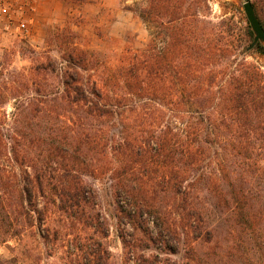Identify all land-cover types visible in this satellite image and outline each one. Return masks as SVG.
<instances>
[{"label": "trees", "instance_id": "trees-1", "mask_svg": "<svg viewBox=\"0 0 264 264\" xmlns=\"http://www.w3.org/2000/svg\"><path fill=\"white\" fill-rule=\"evenodd\" d=\"M184 5L161 0L175 8L161 51L147 0L143 48L111 59L49 31L59 60L0 73V246L36 229L54 250L72 230L88 264H219L222 232L229 243L238 223L264 219V74L245 60L264 44L249 49L247 20L243 60L227 42L214 63ZM96 183L114 205L119 261Z\"/></svg>", "mask_w": 264, "mask_h": 264}, {"label": "rangeland", "instance_id": "rangeland-1", "mask_svg": "<svg viewBox=\"0 0 264 264\" xmlns=\"http://www.w3.org/2000/svg\"><path fill=\"white\" fill-rule=\"evenodd\" d=\"M58 1L61 4L59 12L56 5L48 0H0V73L12 68L32 66L45 61L48 56L52 60H59L60 43L48 40L49 31L67 29L69 42L83 49L103 52L111 59H115L125 50L143 48L149 41L148 27L140 16L147 0ZM245 1L247 0H170L173 4L185 3L184 11L199 19V33L206 43L210 39L214 40L218 57L212 59V62L218 64L222 61V43L229 42L232 45L233 61L240 62L244 58L242 48L237 45L241 38L243 41L240 46H244L247 41L248 22L243 7ZM249 1L264 19V0ZM3 9H7L6 13H3ZM174 9L171 6L166 15L161 0H157L155 12L159 51L168 42L160 24L172 16ZM223 21L226 24H222ZM29 48L37 51L41 57L37 58L27 52ZM245 60L257 65L264 74L262 54L254 52L247 55ZM6 109L10 112L11 105ZM206 164L207 159L205 166ZM212 167L218 168L215 164ZM206 170H210L208 166ZM96 185L102 210L112 224L109 237L104 241L119 261L123 250L117 237L114 205L107 188L100 183ZM36 231L30 230L21 242L13 240L0 246L2 263L9 264L14 261L15 264H88L85 249L79 250L80 242L72 230L67 232L71 235L64 242L58 243L62 247L58 246L54 250L43 244ZM225 239L227 238L222 232L219 264H264V219L246 226L238 223L230 242ZM82 244L90 245V242L84 241Z\"/></svg>", "mask_w": 264, "mask_h": 264}, {"label": "water", "instance_id": "water-1", "mask_svg": "<svg viewBox=\"0 0 264 264\" xmlns=\"http://www.w3.org/2000/svg\"><path fill=\"white\" fill-rule=\"evenodd\" d=\"M243 7L247 20L255 34L254 41L249 46V49H252L258 42H262L264 44V28L255 13L254 6L251 1H245Z\"/></svg>", "mask_w": 264, "mask_h": 264}, {"label": "crops", "instance_id": "crops-1", "mask_svg": "<svg viewBox=\"0 0 264 264\" xmlns=\"http://www.w3.org/2000/svg\"><path fill=\"white\" fill-rule=\"evenodd\" d=\"M48 1L56 5V9H58V12L61 11V4L58 0H48Z\"/></svg>", "mask_w": 264, "mask_h": 264}, {"label": "built area", "instance_id": "built-area-1", "mask_svg": "<svg viewBox=\"0 0 264 264\" xmlns=\"http://www.w3.org/2000/svg\"><path fill=\"white\" fill-rule=\"evenodd\" d=\"M2 11H3V13H6L7 9H3Z\"/></svg>", "mask_w": 264, "mask_h": 264}]
</instances>
